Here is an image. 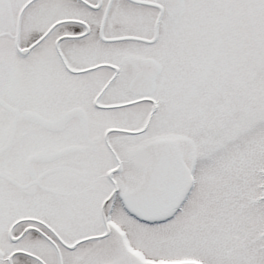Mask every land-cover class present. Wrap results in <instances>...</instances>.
I'll return each instance as SVG.
<instances>
[{"label":"snow or ice","instance_id":"6c2138e0","mask_svg":"<svg viewBox=\"0 0 264 264\" xmlns=\"http://www.w3.org/2000/svg\"><path fill=\"white\" fill-rule=\"evenodd\" d=\"M0 264H264V0H0Z\"/></svg>","mask_w":264,"mask_h":264}]
</instances>
